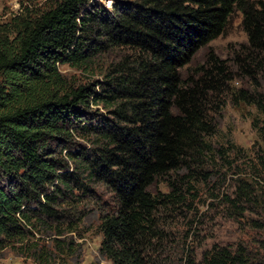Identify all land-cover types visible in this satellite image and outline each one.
<instances>
[{
	"label": "trees",
	"instance_id": "16d2710c",
	"mask_svg": "<svg viewBox=\"0 0 264 264\" xmlns=\"http://www.w3.org/2000/svg\"><path fill=\"white\" fill-rule=\"evenodd\" d=\"M236 10L247 42L233 64L261 86L264 0H118L112 8L56 0L43 9L22 6L0 21V251L10 247L40 264H52L56 252L79 255L80 245L60 236L77 231L72 217L91 182H101L114 206L101 216L100 260L264 264V254L242 245L214 244L199 261L184 246L168 258L170 232L162 223L186 217L194 181L206 180V165L235 150L211 139L218 123L208 104L232 79L226 62L210 54L185 77L183 68L224 33ZM114 49L128 52L102 82L76 87L60 71L63 64L87 67ZM236 101L264 114L259 90L242 89ZM253 127L264 141V119ZM258 159L264 165V156ZM221 203L232 218L264 206V184L240 180ZM44 230L53 232L54 251L34 240Z\"/></svg>",
	"mask_w": 264,
	"mask_h": 264
},
{
	"label": "rangeland",
	"instance_id": "374dc122",
	"mask_svg": "<svg viewBox=\"0 0 264 264\" xmlns=\"http://www.w3.org/2000/svg\"><path fill=\"white\" fill-rule=\"evenodd\" d=\"M118 0H98L103 6L112 8ZM258 1V0H251ZM56 0H0V21H6L16 14L22 6L43 9L53 5ZM243 15L236 10L228 23L224 33L200 49L193 60L183 68V76L194 72L199 65L206 64L209 55L214 54L224 60L232 79L226 81L222 89L210 95V118L216 120L218 129L211 139L217 145L229 143L236 145L235 150L227 152L226 157L206 165L208 172L206 180L194 181L196 198L191 202V210L185 209L187 216L162 217V223L170 232L167 235L166 256L174 259L177 248L189 247L194 250L199 261L202 254L211 249L214 244L238 246L242 245L255 253L264 254L261 241L264 240V206H253L243 215L235 218L226 213V207L221 203L225 195L234 196V191L240 180L262 186L264 184V165L260 164L259 156H264V141L253 127L254 121L264 119V114L258 111L255 104L236 101L240 90H259L264 93V77H259L261 86L246 76L240 75L233 64V57L240 45L247 42L241 20ZM128 51L114 49L101 54L89 66L60 65V71L74 86L88 85L95 81L102 82L107 72L113 71L115 65ZM98 113L108 114L102 105L92 106ZM83 145H90L87 141L79 140ZM156 188L166 191L162 182L156 183ZM79 205L80 212L73 215L77 224L75 233H67L61 238L74 240L79 244V255L56 252L52 264H113L108 259H99L98 250L102 241L99 230L101 216L107 209L114 206L111 190L101 182H91L90 191L83 195ZM67 226V225H65ZM36 232V231H35ZM53 233V232H51ZM46 230L43 234L36 233L35 241L45 249L54 251L53 235ZM51 237V238H50ZM164 258V257H163ZM167 258V261L168 260ZM177 261V259H175ZM0 264H40L32 257H24L8 247L0 251Z\"/></svg>",
	"mask_w": 264,
	"mask_h": 264
}]
</instances>
